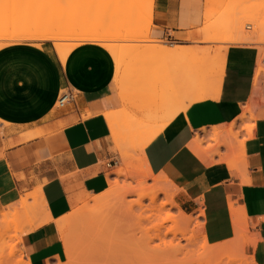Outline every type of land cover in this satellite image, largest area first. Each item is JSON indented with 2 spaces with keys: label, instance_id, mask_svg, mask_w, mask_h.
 Listing matches in <instances>:
<instances>
[{
  "label": "crops",
  "instance_id": "crops-1",
  "mask_svg": "<svg viewBox=\"0 0 264 264\" xmlns=\"http://www.w3.org/2000/svg\"><path fill=\"white\" fill-rule=\"evenodd\" d=\"M202 4L203 0H153L148 37L194 54L184 47L194 46L186 35L201 26ZM44 46L53 59L28 42L0 48V210L11 211L27 196L32 204L30 195L40 188L46 213L38 210L35 217L42 224L20 237L24 261L67 264L55 221L71 211L69 193L96 195L108 188L107 171L118 163L104 114L124 108L114 60L105 48L84 42L62 65L51 45ZM257 60L255 52L229 50L218 91L178 112L145 146L143 158L153 175L162 174L173 184L179 209L198 218L196 234L211 244L233 239L234 212L245 227V254L264 264V118L256 120L253 114L260 88ZM158 73L155 80L151 75L149 91L139 102L141 119L147 106L160 105ZM62 90L71 98L53 112ZM247 108V116L256 120L250 124L252 131L244 128L250 119H237ZM233 122L237 141L210 153L216 147L212 130L227 136ZM35 131L42 134L23 141L22 133ZM196 136L203 137V148L195 145Z\"/></svg>",
  "mask_w": 264,
  "mask_h": 264
},
{
  "label": "rangeland",
  "instance_id": "rangeland-1",
  "mask_svg": "<svg viewBox=\"0 0 264 264\" xmlns=\"http://www.w3.org/2000/svg\"><path fill=\"white\" fill-rule=\"evenodd\" d=\"M10 2H14L16 4L13 7L7 8V4ZM152 2L153 0H0V48L11 44L28 42L35 44L39 50L53 59L49 48L47 46L42 47V44L48 43L58 56L59 62L62 65H64L62 62H66L70 52L78 46L77 44L79 43L80 45L86 42V38L89 39L90 42L98 43L101 46L103 44V48H107L108 45V48L110 46L113 49L115 48L114 50L110 48V50L107 49V52L111 53L110 56H116V59L113 57L114 62H116V64H122V67L119 69L115 66V82L118 85L117 88H129V91L125 96L122 98L120 97L124 109L119 112H115V120L111 122L114 126H108L111 133V142L113 143L114 151L117 154L116 162L118 164L117 167L107 171L106 177L110 181L111 179L116 178L119 185V193L121 191L120 188L126 186L127 184H130L131 187L134 188V190H132L133 192L127 194V197L125 195V201L128 204L135 202V200L141 196V189L135 187L137 182L145 177V175L147 176L145 178V181L147 182L146 184L148 186L153 185L152 177L147 174V165L141 152L145 141L153 133L162 131L163 128L166 127L169 120H171L177 112H181L185 101V99L183 100V96L186 94L185 79L187 73L190 72L192 75L195 69L208 70L212 67L213 63L211 62L217 56V48L221 49L220 47H225L227 49L226 57L229 50L234 49H245L256 53V58L258 57V60L256 61L257 67L255 72L259 74L260 77V88L259 95L255 101L253 114L258 115L256 120L260 117L264 118V65L260 63L261 58L264 57V0H203V13L201 15L202 24L192 32H205L208 29L211 30L214 29V27H220L222 30L218 35L211 34L209 37H231L234 34V28L236 29L242 24V28H239L241 31L240 33L246 35L253 33L251 35L253 36V39L249 43L241 44L228 41L219 43L200 42L199 38H197L194 42L192 41L194 44L193 47H184L186 49L193 50L194 54L191 55L190 53H185L184 55L172 58V60H170L171 58L167 60V56H165L158 59V61L147 60L149 57L156 55L155 48H153V46L164 43L169 47L170 42L166 40L156 42L151 41L152 38L148 37L149 34L147 36L142 35L136 38L135 41L134 39L126 41L119 39L124 36L133 25H138L140 28L141 26L142 28H150L152 15L151 20L144 21L145 23L143 22V24H141V22H137L132 24V26H125L126 29H120L117 27V24H120L119 21L121 19H132L133 16L140 15L141 12L145 13L147 10H151ZM208 8L210 9L208 10ZM205 11L212 12L208 13L209 15L213 14V20L211 21L210 19L209 24L207 23L208 21H206L207 24L203 25L205 23V17L209 16L207 14V16L204 17ZM255 13L257 15L259 13L260 16L258 15V17H261V22L256 21L258 18L254 17ZM232 14L234 16H232ZM249 15H251L252 18H250ZM130 16L132 17L129 18ZM247 17L249 18L246 19ZM232 19H235L233 23L234 27L230 24ZM247 25H251L250 30L246 29ZM87 35H90V37ZM92 35H95V37L99 36L100 38L97 37V39L100 40L96 39L97 41H94L95 37L93 38ZM53 36L56 37L57 40H55ZM59 37L60 39H58ZM89 41L87 40V42ZM141 42L143 45H141ZM57 44L61 47L60 52L56 50L55 45ZM75 44L76 46L72 49L71 46H74ZM201 50H204V52L196 53ZM159 71H161V75L158 76V80L161 81V88L159 90V94L161 95L160 105L156 107L147 106L144 113L145 118L143 117V119H140L141 106H139V102H141V99L144 97L143 95L146 96L149 91L151 75H153L152 79L155 80V75L159 74ZM141 86L144 87V91L142 93L139 91ZM207 91L205 90L204 95L212 97V92L209 89ZM64 92L65 91L62 90L61 94ZM139 95H142V97H138L137 101H135L134 104L131 103L130 105V100ZM190 96L191 98L193 97L192 95ZM58 99L53 107V110L56 111L58 110ZM247 119L250 120L247 122L243 120V122H246L244 128H247L250 124H254L256 122V120H253L254 118L249 117ZM159 120L160 123H158ZM235 131H238L236 123L230 137L227 135L220 137L218 140H213L215 137L212 130L211 134L213 137L211 136V140L215 143L216 147L219 145V142V147L224 145L230 146V142L232 140L237 141L238 139L239 133L237 134L236 132V135H234ZM29 133L32 132L22 133L21 136L25 137ZM33 133L42 134L40 131H35ZM203 134H205V132ZM195 138L200 140L202 144L203 137L196 136ZM195 138L193 141L195 145H197ZM201 144H199V147L203 148ZM210 153L212 152L210 151ZM119 170H122L123 174L119 176L112 174ZM158 176H160L163 181L161 180V182H158L157 186L167 190L171 197L174 198L175 192L173 190V184L162 174L153 175V177ZM151 189H153L152 186L149 190ZM39 191L40 188L36 189L34 193L30 195V197L34 196L31 199L33 203L37 204L35 212L41 210L43 207L39 197ZM84 194L89 196L92 195L86 192H72L68 194L71 211L62 217L70 216L82 207L83 204L78 201V198ZM163 197L165 198L164 195H160L161 200L164 199ZM145 203H147L146 200ZM4 210L5 208L1 209L0 214L8 212H3ZM171 213L177 216L179 214L178 208L171 209ZM112 215L113 210L111 211V214L108 215L109 217L106 216L107 220H104L101 225L96 224L91 227H87L83 224L85 218H82L83 221L78 218L74 219V217L69 219L68 222L71 224V229L62 235L59 233L67 255V264L72 263L73 261L76 264H96L97 261L99 262H97V264H107L108 262L106 263L102 260L101 256L97 253V251H95V246L99 240L104 243L106 242L107 244H111L113 250L111 248L109 250L112 254L116 255L114 262L117 264L154 263L153 261H155V257L153 256H156V254H153V256L152 254H148L147 256H144L145 253L141 254V243H143L144 238L147 239L149 235L151 236V234H153L152 231H149V233L147 231L135 230L137 232H134L132 231L133 228H128V220H124V217L122 218L119 215L120 219L118 216L116 219L113 218ZM187 217L194 220L192 224L195 222L199 223L198 218H193L188 215ZM21 218L26 219L23 224L19 223ZM29 218L30 215H27L26 217L21 215L14 221L6 220L3 222L4 220L2 221L0 216V264H27L24 261L23 252L20 249L21 236L16 238V234L19 230L26 226ZM189 230V235H192V233L196 235V233L193 232L192 226H190ZM131 232L135 236H132ZM127 233H129V235H127ZM125 235H127V238L130 236V238H135H129L127 240ZM170 237L171 236H167L166 240L170 239ZM70 241L73 242L72 247L70 245L71 251L67 252L66 244ZM154 243L157 244L158 242L154 241ZM182 243L184 244L185 242L182 241ZM92 244L94 246H92ZM199 244L200 242L198 241L197 245ZM188 250L193 253L196 250V247L194 249H190L189 247ZM196 251L198 252V249ZM196 251L194 253H196ZM238 251L239 256H242L243 254L247 260L251 259V256H247L242 249ZM194 253L191 255L192 257L195 256ZM198 253H196V256ZM196 256V261L191 257L192 264L193 261H198V257ZM183 257V255H179L177 256V259L172 260L173 262L170 263H178L179 260L183 259ZM202 260L203 259L199 258V261ZM111 262V264H116L113 261Z\"/></svg>",
  "mask_w": 264,
  "mask_h": 264
},
{
  "label": "bare ground",
  "instance_id": "bare-ground-1",
  "mask_svg": "<svg viewBox=\"0 0 264 264\" xmlns=\"http://www.w3.org/2000/svg\"><path fill=\"white\" fill-rule=\"evenodd\" d=\"M207 3H208V1H207ZM15 4L16 3H14V2H10L7 4V6H8L7 8L13 7V6H15ZM209 9L210 8H208V10ZM208 12L212 13L210 11H208ZM208 12L205 11L204 17L207 16V14L209 15ZM152 14H153V10L151 9L149 11L147 10V12H145V13L141 12L140 15H135L133 17L130 16L129 18L132 17V19H128V20L121 19L122 21L121 20L119 21L120 24L119 25L117 24V27L122 29V28H125V26H127V25L132 26V24L137 23V22H141V24H143L144 21H150L151 20ZM212 15L210 14L209 16L205 17V19H204L205 23L203 25H205L207 23L209 24L210 19H211V21L213 20ZM258 15H259V13H258ZM258 15L255 13L254 17L259 19V20L257 19L256 21L261 22L260 21L261 17H258ZM232 16H234V15L232 14ZM249 17L252 18L251 15H249ZM249 17H247L246 19H248ZM234 20L232 19L230 24L233 25ZM206 21H208V22L206 23ZM235 24H237V23H235ZM115 26H116V24H115ZM250 26H249V28L251 29ZM233 27H234V25H233ZM150 28H142V26L140 28V26H138V25H135V26L133 25L130 29L128 28L129 31L124 36L120 37L119 39H122L124 41L134 39V41H135L136 38H138L142 35L147 36L149 34ZM211 28H213V27H211ZM239 28H242V24L240 27H237L236 29L234 28L233 36L224 37V38L209 37V35H211V34L212 35H218L219 32H221V30H222V28H220V27H218V28L214 27V29H211V30H209L207 28L208 30L205 32H202V31L189 32L186 35V40H189L190 42L191 41L194 42L195 39L199 38L200 42H208V43H210V42L219 43V42H223V41H228V42H232V43H241V44L249 43L253 39V36H251L253 33L250 35L241 34L240 33L241 31L239 30ZM125 29H123V30H125ZM203 30H205V29H203ZM87 36L90 37V35H87ZM38 37H36V38H38ZM60 37L58 39H60ZM92 37L94 38L95 35H92ZM97 37H99V36H96L94 38V41L100 40V39H97ZM93 38H92V40H93ZM40 39H38V40H40ZM54 39L57 40L56 37H54ZM81 39H83V38H81ZM86 39H85L86 42H87V40L89 41V39H87V40ZM90 40H91V38H90ZM256 42H257V40H256ZM77 45H79V43ZM55 46H56V50L60 52L61 51L60 45L57 44ZM75 46H76V44L74 46H71L72 49ZM108 46H107V48H105L106 50L107 49L108 50L113 49V48H111V46L109 47L110 48L109 49ZM102 47H103V44H102ZM153 48H155L156 55L149 57L147 59L149 61H152V60L158 61V59H161L165 56H167V60L170 58H171L170 60H172V58H176L180 55L185 54L179 47L169 48L164 43L159 44V45H154ZM220 48L221 49L217 48L218 50H216L218 52H217L216 58L213 59L211 62V63H213L212 67H210L208 70L195 69L194 72L192 73V75L190 72L187 73L186 79H185L186 94H185V96H183V100L184 99L188 100V104H186V105L184 104L183 109L181 108L182 109L181 112H184L190 103L208 98V96L204 95L205 90L207 91L209 89L212 92V94H214L215 92L218 91V89L220 87V83L222 81L221 79H222V76L224 73V60H225V54H226V50H227L225 47H223V48L220 47ZM207 52H208V50H207ZM109 54H111V53H109ZM111 57H112V55H111ZM113 57L115 58L116 56H113ZM143 61H141V62H143ZM62 63L65 64V62H62ZM114 63H115V66L117 69L122 67L121 66L122 64H116V62H114ZM196 66H198V65H196ZM258 77H259V74L256 73L255 79H257ZM176 88H177V86H176ZM117 89H118V95L121 98L123 96H125L127 94V92L129 91V88H127V89L117 88ZM190 95H192L193 97L191 98ZM143 96L145 97V95H143ZM138 97L141 98L142 95L141 96L139 95V96L131 99L130 105H131V103L134 104V102L137 101ZM52 111H56V110H52ZM115 112H107L106 114H104V118L107 121V124L109 127L114 126L113 124H111V122L115 120ZM248 113H249V108L245 109V111L237 119L242 120L245 118L247 119L249 117L252 118L251 116H247ZM144 118H145V116H144ZM145 122H147V121H145ZM234 125H235V122L231 123L229 128L225 131V133H227L229 136L232 134V130H233ZM245 129H247L248 131H252L253 125H251L247 128L245 127ZM202 131H204V129ZM159 132L160 131L153 133L145 141V143L141 149L142 155H143V150H144L145 146L153 138H155V136ZM222 133H223V131H221L219 129H213V135L215 137V138H213V140L214 139L218 140L221 137ZM39 135H41V134L40 133H37V134L29 133L28 135H26L23 138V141H28L30 139H34L35 136L38 137ZM234 135H236V133ZM211 136H212V134H211ZM195 140H196L198 145L201 144L200 140H197L196 138H195ZM218 144L220 145V142ZM219 145L213 149L212 153L217 152V148L219 147ZM150 171L151 170H148V168H147L148 176L152 177L153 185H151V184L150 185L152 186L153 189L149 190L151 188V186H148L146 184L147 182L145 181V178L147 176L145 175V177L140 179L136 184L135 188L141 189V196H139L135 200V202H133V203L128 204L125 201V195L127 197V194L133 192L132 190H134V188L131 187L130 184H127L126 186H123L120 188L121 191L119 193V187H118L119 185H118V181L116 180V178L111 179V181L109 179H107L108 188L104 192H102L100 194H96V195L92 194L89 196L87 194H84V195L80 196L78 198V201H80L83 204L82 207L80 209H78L77 212H75L74 214H72L70 216H66V217H61L55 221V224L57 226L59 233L62 235L64 233H67L71 229V224L68 222L70 218H73V217H74V219L78 218V219H81V221H83L82 218H85L83 221V224L87 227H91V226H94L96 224L101 225V223L104 220H107L106 216L111 214V211L113 210V215H112L113 218L117 219L118 215L122 218L124 217V220H128L127 221V224L129 223V225H127L128 228H130V227L133 228L132 231H134V232H137L139 230L147 231V232L152 231L153 234H151V236L149 235V237L147 239L144 238L145 239L144 240L143 238H141V239H143V243H141V254L145 253L144 256H147L148 254H152V256H153V254H156V256H153V257H155V259H154L155 261H153L154 263H152V264H172L170 262H173L172 260L177 259V256H179V255H183L184 256L183 259L179 260L178 263H174V264H192V261H191L192 256L191 255L197 249H198L199 253L196 251V253H198L197 256H196V253H194V254L196 257H198V261H199V258H201V259H203L202 260L203 262L202 261L195 262L197 258L195 259V256H193L192 258L195 259V261H193V264H194V262H195V264L196 263L197 264H257L253 257H251L250 260L249 259L247 260V258L243 254H242V256H239V254H238V252H239L238 250L242 249L244 251L243 247H244V243H245L243 241V236H242L245 227H243V221H241L242 218H240L239 215L232 212L233 218L235 220V223L233 222L234 226H235L234 227L235 228V237L229 241H225V242H221V243H217V244H209L205 236H202L200 234L194 235L193 233H192V235H189L190 226H192L193 232H195L194 227L197 226L198 223L195 222L196 224L195 223L192 224V222L194 220L187 217V215L179 209V206L175 203L174 198L171 197V195L168 193V191L162 187L157 186L158 182H161V180L163 181V179L160 176H158L159 178L153 177V175L151 174ZM112 174L119 176V175L123 174V171L119 170V171H116ZM160 195H164L165 198L163 197L164 199L161 200ZM33 197L34 196H31L30 198H33ZM27 200H28L27 197L24 199H21V201H19V204L17 206L11 208L12 210L10 212L8 211L7 213L0 214L1 220L2 221L4 220L3 222H5L6 220L7 221H11V220L14 221L18 217H20L21 215H23L25 217L27 215H30V218L27 221L26 226L24 228H22L21 230H19V232H17L16 238H19L21 235H23L25 232H28L29 230L37 228V226L41 225L43 222L42 219H39L40 222H38V220L35 219V216H36L35 211H36V205L37 204L36 203H32V204L30 203L29 204L27 202ZM145 200L147 201V203H145ZM173 208H178L179 214L177 216H175V215H173V213H171V209H173ZM43 210H45V209H42V211ZM232 211H234V210L232 209ZM43 212L46 213V211H43ZM44 213H43V215H44ZM31 214H32V216H31ZM40 214H42V213H40ZM120 217H119V219H120ZM47 218H49V217H47ZM48 221H49V219H48ZM121 222H123V221H121ZM15 230H17V229H15ZM135 230H137V231H135ZM125 234H126V232H125ZM131 234H132V232H131ZM141 234H143V233H141ZM127 235H129V233H127ZM127 235H125V236H126V239L128 240L131 236L130 237L128 236L129 238H127ZM132 236H135V235L132 234ZM167 236H171L170 239L166 240ZM132 238H135V237H132ZM132 238H130V239H132ZM154 241H157L158 243L156 244V243H154ZM182 241H184L185 243L183 244ZM198 241L200 242L199 245H197ZM93 242H95V241H93ZM72 243L73 242L70 241L66 244V249H67L66 251L67 252L71 251ZM93 244H92V246H94ZM70 245H71V247H70ZM189 247H190V249L191 248L194 249L196 247V250L195 251L193 250L194 252L192 251L193 253H191L190 250H188ZM110 248L112 249L111 244H109V243L107 244L106 242L104 243L100 240H99V242H97V244L95 246V251H97V253L101 256L102 260H104L106 263L108 262L107 264H111L112 263L111 261L114 262L116 259L115 258L116 255L112 254L110 252V250H109ZM243 251H241V252L244 253ZM190 253H191V255H190ZM149 256H151V255H149ZM141 261H143V260H141ZM97 262H96V264H97ZM114 263H116V262H114ZM69 264H76V263L73 261L72 263H69Z\"/></svg>",
  "mask_w": 264,
  "mask_h": 264
},
{
  "label": "built area",
  "instance_id": "built-area-1",
  "mask_svg": "<svg viewBox=\"0 0 264 264\" xmlns=\"http://www.w3.org/2000/svg\"><path fill=\"white\" fill-rule=\"evenodd\" d=\"M249 26L250 25H247V27H246L247 30H250ZM260 63L262 65H264V57L261 58ZM70 98H71V96L69 93H67V92L62 93L58 99V108H61L65 102H68L70 100Z\"/></svg>",
  "mask_w": 264,
  "mask_h": 264
}]
</instances>
